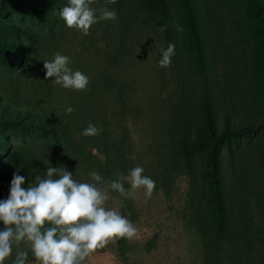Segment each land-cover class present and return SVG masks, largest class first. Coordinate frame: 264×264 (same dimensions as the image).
Wrapping results in <instances>:
<instances>
[{
	"label": "rangeland",
	"instance_id": "rangeland-1",
	"mask_svg": "<svg viewBox=\"0 0 264 264\" xmlns=\"http://www.w3.org/2000/svg\"><path fill=\"white\" fill-rule=\"evenodd\" d=\"M204 3L214 51L207 81L219 122L225 112L231 127L239 132L221 151L229 178L228 194L240 215H246L242 239L238 244L223 240L225 249L217 262H207L209 252L203 246L200 229L204 209L197 203L191 177L169 151V108L181 102L184 86L191 88L192 80L176 52L169 67L158 66L161 49L168 45L156 19L142 12L132 16L126 14L130 7L115 8L107 0H93L90 6L97 10L98 17L99 10L107 6L116 11L117 19L99 20L88 35L67 28L60 19L41 37L43 60H52L56 53L68 56L69 67L87 75L89 84L86 90L77 91L48 78L23 90L49 114L68 122L84 142V154H94L98 163L104 162L98 151L103 144L107 152L115 149L107 140L104 143L99 139L102 131L105 137L109 135L108 140L119 132L127 133L128 144L123 159H119L125 164L123 175L141 166L143 175L156 184L147 202L143 189L135 199L110 192L114 199L108 206L119 207L139 234L131 241L123 239L122 256L115 242L97 250L87 264H264V93L254 73L246 0ZM6 19L14 20L9 14L0 17ZM118 100L124 109L118 108ZM68 107L74 109L71 114L66 113ZM89 122L97 127L99 136L82 135ZM68 171L74 179L83 181L74 165ZM124 187L130 185L125 182ZM3 227L0 225V230ZM13 259L14 255L5 264H12ZM27 264H34L30 254Z\"/></svg>",
	"mask_w": 264,
	"mask_h": 264
},
{
	"label": "trees",
	"instance_id": "trees-1",
	"mask_svg": "<svg viewBox=\"0 0 264 264\" xmlns=\"http://www.w3.org/2000/svg\"><path fill=\"white\" fill-rule=\"evenodd\" d=\"M65 2L0 0V17L9 14L14 19L0 20V200L7 198L17 170L19 175L25 176L22 187L27 188L36 175L44 177L48 166L65 167L68 171L74 165L82 182H91L89 173L96 171L107 183L116 180L118 174L123 175L125 169L119 159H123L128 144L127 133L119 132L108 140L109 135L105 137L102 131L99 139L104 143L107 140L115 149L113 151L112 147V152H107L103 144L98 151L104 162L98 163L94 154H84V142L68 122L49 114L23 90L27 85L46 81L41 37L59 22L58 11ZM111 5L130 7L126 14L132 16L137 12L152 15L163 29L166 44H174L175 52L185 63L192 87L184 86L181 102L169 108L172 130L169 151L182 171L191 177L197 203L204 209L200 229L203 246L209 252L207 262H217L225 249L223 240L238 244L242 239L246 215H240L235 200L228 194L229 178L221 151L239 132L231 127L227 113H222L219 122L207 81L209 59H213L214 51L206 9L202 8L204 0H116ZM246 11L250 20L254 73L260 78L264 93V0H246ZM177 25L183 27L182 32L176 31ZM118 102V108L124 109L122 101ZM116 243L122 256L124 241L119 239Z\"/></svg>",
	"mask_w": 264,
	"mask_h": 264
},
{
	"label": "clouds",
	"instance_id": "clouds-1",
	"mask_svg": "<svg viewBox=\"0 0 264 264\" xmlns=\"http://www.w3.org/2000/svg\"><path fill=\"white\" fill-rule=\"evenodd\" d=\"M93 0H67L58 11L59 18L69 29L88 35L92 25L99 20L117 19V13L107 6L97 10L90 5ZM115 4L116 0H107ZM163 30V29H162ZM176 31L183 27L177 25ZM158 66L167 68L175 55V45L169 43L161 49ZM70 58L56 53L52 60H45L44 79L54 78V83L66 89H87L89 77L69 67ZM74 111L66 109L67 114ZM98 134L97 127L89 122L84 136ZM13 173L9 194L0 200V264L13 257L12 264H27L29 254L34 264H87L88 259L119 239L133 240L139 229L119 210L108 206L114 191L125 199H135L141 189L145 202L151 199L156 184L143 175L144 169L136 166L128 174H118L114 181L105 183L102 176L91 171V182H80L65 167L48 166L44 177L35 176L27 188L22 187L25 176ZM128 183L129 188L124 184ZM119 204V200H115ZM24 245V247H21ZM15 249V252H14Z\"/></svg>",
	"mask_w": 264,
	"mask_h": 264
}]
</instances>
